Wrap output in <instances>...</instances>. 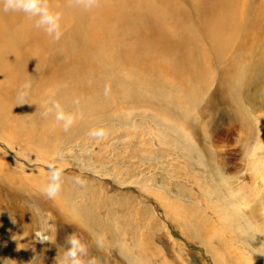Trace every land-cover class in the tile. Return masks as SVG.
I'll use <instances>...</instances> for the list:
<instances>
[{"label":"rangeland","instance_id":"374dc122","mask_svg":"<svg viewBox=\"0 0 264 264\" xmlns=\"http://www.w3.org/2000/svg\"><path fill=\"white\" fill-rule=\"evenodd\" d=\"M171 1L198 35L197 79L158 76L156 56L150 67L109 70L105 53L90 52L96 68L81 75L66 61L71 16L60 19L58 40L46 34L47 49L42 29L30 37L41 69L26 70L17 86L4 67L0 88L13 96L0 97V264H57L70 234L97 264H264V205L243 189L264 174V0H245L246 31L221 49L193 0ZM52 92L73 115L67 130L42 115ZM50 162L63 167L55 198L43 191Z\"/></svg>","mask_w":264,"mask_h":264},{"label":"bare ground","instance_id":"6f19581e","mask_svg":"<svg viewBox=\"0 0 264 264\" xmlns=\"http://www.w3.org/2000/svg\"><path fill=\"white\" fill-rule=\"evenodd\" d=\"M70 1L73 3L67 7ZM159 1L161 6L158 5L157 8L154 7L155 2H158L156 0H96L95 6L91 8H86L82 0H64L61 7H56L53 4L54 2L60 3V0H48V3L52 2L53 5L50 8L53 11H59L62 19L71 16L70 18L75 21V26L72 29L74 38L72 46L75 47L76 53L73 54V47L68 48L72 51L66 53L68 58L66 61L68 63L70 61V65H73V69L79 74L84 75L89 69L96 68V63H87L86 52H90L93 54L105 53V59L110 62L109 70L117 68V62L119 65L130 66L127 68L129 70H135L136 67H150L152 58L158 57L157 59H161V62L158 63L156 69L162 70L158 76L165 75L168 79H172L165 73L172 71L173 76L176 73L184 72L195 74V79H197L200 66L198 70L197 67L203 53L198 45L200 43L198 35L193 31L194 25L188 15L175 2L171 0ZM160 2L158 3L160 4ZM192 2L200 18L203 32H206L208 38L218 49L225 48L232 39L246 31L245 21L249 6L245 4V0H217L216 2L214 0H193ZM23 16V13L0 11V63L3 65L0 67V77L6 78L7 73L4 67L8 64L11 70H15L9 80L17 86L20 84V77L26 76V70L34 67L31 69L35 73L37 69H41V64L38 63L39 59L35 61V58L31 56L32 53H28L36 49L37 56L39 42L35 40L39 37L38 32L41 31L34 26V19ZM85 23L87 25H84ZM106 34L112 42V46L107 50L104 49ZM128 36L131 37L129 39L131 43L127 44H131V47L125 49ZM45 37L46 33L43 31V50L50 46ZM64 47L66 46L64 45ZM84 47L89 50H85ZM61 69L63 68L61 67ZM41 73L43 74V68ZM38 77L40 76L38 75ZM53 81L55 82V79ZM83 88L84 86L82 87L84 91L86 88ZM71 93H73L72 89ZM12 96V92L0 88V97L12 98ZM249 179V185L243 187L246 190L244 193H249L253 203L264 205L262 202L264 201V174L258 177L250 176ZM257 210L254 211L257 212Z\"/></svg>","mask_w":264,"mask_h":264},{"label":"clouds","instance_id":"9594fccd","mask_svg":"<svg viewBox=\"0 0 264 264\" xmlns=\"http://www.w3.org/2000/svg\"><path fill=\"white\" fill-rule=\"evenodd\" d=\"M82 3L86 8H91L95 6L96 0H82ZM0 11L23 13L25 16L34 19V26L42 29L53 40L60 38L61 13L53 11L48 0H0ZM27 89L28 85L25 84L18 90L20 99L27 96ZM54 96V92L48 94L42 105L44 109L42 115L47 117L49 114H54L55 120L61 122L63 128L67 130L73 123V115L66 113ZM90 135L101 138L105 135V132L103 129H94L90 131ZM56 159H58V156ZM48 172V182L43 191L49 198H55L61 188L63 167L55 162H50ZM73 180L77 184L82 185L84 183L79 176L73 177ZM66 244L67 247L60 259L57 260V264H97L95 257L84 259L87 256V246L75 234H70L67 237Z\"/></svg>","mask_w":264,"mask_h":264}]
</instances>
